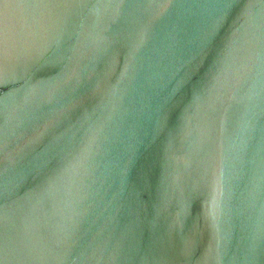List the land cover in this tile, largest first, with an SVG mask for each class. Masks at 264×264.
Listing matches in <instances>:
<instances>
[{
	"label": "water",
	"instance_id": "1",
	"mask_svg": "<svg viewBox=\"0 0 264 264\" xmlns=\"http://www.w3.org/2000/svg\"><path fill=\"white\" fill-rule=\"evenodd\" d=\"M0 264H264V0H0Z\"/></svg>",
	"mask_w": 264,
	"mask_h": 264
}]
</instances>
